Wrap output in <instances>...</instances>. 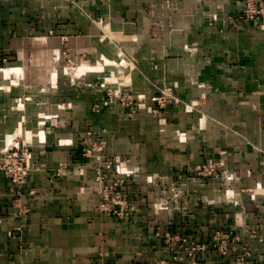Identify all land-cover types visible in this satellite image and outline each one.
Masks as SVG:
<instances>
[{
	"label": "crops",
	"instance_id": "1",
	"mask_svg": "<svg viewBox=\"0 0 264 264\" xmlns=\"http://www.w3.org/2000/svg\"><path fill=\"white\" fill-rule=\"evenodd\" d=\"M231 2L0 0V54L10 57L24 73L21 86L0 95V146L7 134L21 132L23 121H28L23 132L35 130L31 120L40 104L44 119L50 118L44 125L48 132L45 142L35 139L32 144L37 168L23 191L22 202L29 208L23 216L12 204V182L0 172V215L4 216L0 264H97L99 259L107 264H147L146 260L152 262L163 254L154 228L165 212L155 208L151 212L147 207L152 206H142L137 198L136 214L117 221L100 212L98 196L90 188L81 190L79 186L78 168L83 164L75 155L78 125L83 126L81 130L96 126L104 117L111 151L130 158L134 167L160 178V183L170 182L173 187L175 182H187L193 187L187 196L193 200L187 211L172 209L165 214V218H175L176 229L206 241L216 228L232 229L249 242L251 264H264V241L249 237L264 234V33L246 26L233 38H226L219 26L220 33L211 34L214 27L208 12L227 8ZM104 31L108 39L102 35ZM114 40L138 58L139 72L171 79H179L184 72L192 74L180 82L181 94L201 96L203 109L216 119L197 132L190 146L178 143L179 122L156 118L146 110L135 118L115 110L101 115L91 105L102 103L103 93L96 92V86L79 89L78 81H67L66 58L91 57L86 66L111 62L117 56ZM195 56L212 57L214 63L201 66ZM229 56L234 57L232 67L217 65ZM51 74L54 78L49 80ZM37 88L43 90L40 97L32 95L26 102L23 98ZM20 101L26 102L27 111L17 110ZM197 117L184 114L181 119L191 123ZM224 150L232 180L178 177L179 170L199 161L203 154ZM62 161L71 164V171L52 180L51 171ZM158 188H154L156 192L146 188L138 196L159 200ZM243 221L247 225H241ZM17 226L22 233L10 236L9 231ZM120 235L122 241H116ZM135 235L138 240L132 239ZM240 256L241 251L223 256L210 248L201 260L203 264H242Z\"/></svg>",
	"mask_w": 264,
	"mask_h": 264
},
{
	"label": "rangeland",
	"instance_id": "2",
	"mask_svg": "<svg viewBox=\"0 0 264 264\" xmlns=\"http://www.w3.org/2000/svg\"><path fill=\"white\" fill-rule=\"evenodd\" d=\"M73 1L75 0H72V2ZM208 16L210 25L214 27V30L210 31L211 34L220 33L219 26L221 27V33L224 34L226 38H233L238 32L245 30L246 26H253L257 31L264 33V0H233L227 8L211 9L208 12ZM106 31L101 33L105 39H108L109 36L106 35ZM114 41L115 53H117V56L115 55L110 60L116 59L117 61H97V65L101 63L99 68L95 69L94 66L96 63L91 66H86L85 62L88 64L92 62L91 57H81V60L77 59L75 61L71 60V58H66L67 69L64 74L67 76V81H78L79 89L84 86H96L98 90L96 92H102L104 99L101 101L102 103L91 105V109L94 112L101 113V115L115 110L116 112L125 113L128 118H135L138 113L146 110L156 118H162L165 121L172 120L173 122H179L177 130L178 143L180 142L183 145L186 144L190 146L191 143L196 141L197 132L206 130V123L209 120L213 122V120L216 119L203 109L204 104L201 96H190L188 98L181 94L184 92V89L182 90L180 82L192 77V74L184 72L179 74V79H171L169 76H164V74L160 75L153 72L151 74H146L144 72H139L137 67L139 63L138 58L129 54L128 50L122 46V42H118V40ZM206 45H208V43ZM186 46L188 49L192 48L190 45ZM194 60L201 66L214 63L213 58L207 56H195ZM233 62L234 57L229 56L226 61H217V65L219 63L221 65L228 64L232 67L231 64H233ZM230 67H228V69L232 70ZM22 70L21 67L18 68L12 64L10 57L0 54L1 96L10 94L13 87L21 86L24 76ZM60 74L63 73L60 72ZM182 77L183 79H181ZM53 78L54 76L51 74L49 80ZM136 83H140V86ZM42 91L41 88L31 89V94L26 95L23 99L28 102L29 99L33 98L32 95L40 97L39 94H41ZM82 91L84 92L85 90ZM129 94H134V97H130ZM128 100H133L132 103H134V105L126 104ZM26 102L20 101V103H17V110L27 111L28 105H26ZM39 106L40 109L34 113L33 119L31 120V123L34 124L33 129L35 130L32 133L23 132L25 125L28 124V121H23L21 125L24 124V126L19 127L21 132L13 133L14 135L10 137H3L1 139L3 143L13 140L15 142L20 141V143L26 141L29 144H33L34 142L35 144V139L45 142L48 132L44 125L50 121V118L49 120L48 118L44 119L41 114L42 104ZM210 107L218 112V108L215 105L212 104ZM184 114L189 116L196 114L198 116L197 121H191V123L183 122L181 117ZM105 119L104 117L101 123L96 126H84L82 130L81 128L83 126L80 127L78 125V149L75 154L78 162L82 161L83 165H88V167L82 165V167L78 168L79 186L81 190L90 188L93 193L98 196L96 206L100 212L108 214L113 217L114 220L127 221L131 218L129 216L134 213L136 214L139 209L137 207V198H140L142 206H152L147 207L149 211L153 208L163 211L165 214H170L172 209L176 211L181 210V212L187 211V208L191 204L190 202L193 201L187 198L193 191V187L190 183L181 182L177 184L175 182V186L173 187L170 182L160 183L158 181L160 178L156 180L154 175H144L139 168L134 167L130 158L111 151L107 142L109 127L106 125L108 122H106ZM215 123H217V121H215ZM228 130L231 129L228 128ZM227 154L225 150L218 153H207L206 157L205 154H203L204 157L202 159L188 166L186 169L179 170L178 177L180 180L181 178L184 180L202 179L205 182L212 178H225L226 181H230L234 177V174L231 172L230 168L226 166L224 156H227ZM70 166L71 164L67 161L59 162L51 171L52 180L64 176L65 173L71 169ZM224 185L230 188L229 183L226 182ZM156 186H160V188H158V191H161L159 200H154L153 197L144 200V198H146L144 195L138 196V194H143L146 188L147 192H156L154 189ZM259 188V190H263V188ZM165 214H162V221L155 223L156 226L155 228L153 227L155 229V236L162 243L163 254L152 262L146 260L147 264H203L201 260L202 255L210 248L221 254L218 244L223 239H226L224 236L226 234L228 236L231 234L238 236L240 244L249 246V242L243 240L234 230L232 231V229L227 228H216L209 240H202L197 236H193V234H187L176 229L175 218H165ZM153 224L154 222L150 225ZM241 225H247V223L243 221ZM249 237L259 240V242L264 241V234L251 233ZM115 238L116 241H122V235ZM132 239L138 240L139 238L135 235ZM186 243H203L206 244L207 248L203 252L202 250H192L191 247L187 249ZM191 251H194L193 255L190 254ZM240 262L242 261L240 260ZM243 263L244 262H242V264ZM97 264L107 263L99 259ZM244 264H251L250 259Z\"/></svg>",
	"mask_w": 264,
	"mask_h": 264
},
{
	"label": "built area",
	"instance_id": "3",
	"mask_svg": "<svg viewBox=\"0 0 264 264\" xmlns=\"http://www.w3.org/2000/svg\"><path fill=\"white\" fill-rule=\"evenodd\" d=\"M130 97H134V94H129ZM156 98V97H155ZM124 101V99L122 98ZM133 100H128L126 104H132ZM37 167L34 159L33 146L28 142L23 143L15 142H4L0 146V172L12 182L11 196L13 197L12 204L18 208V215L23 216L29 211V208L22 202L23 188L29 182L32 173ZM4 221V216L0 215V226ZM22 233V227L17 226L13 230L9 231L10 236H15ZM226 239L222 240L218 244V248L222 255H228L241 251L240 260L244 263L248 262L251 255V247L240 244L238 236L231 234L228 236L224 235ZM183 245V244H181ZM186 248L191 247L192 250L205 251L207 246L203 243H186ZM194 251L190 254L193 255Z\"/></svg>",
	"mask_w": 264,
	"mask_h": 264
},
{
	"label": "bare ground",
	"instance_id": "4",
	"mask_svg": "<svg viewBox=\"0 0 264 264\" xmlns=\"http://www.w3.org/2000/svg\"><path fill=\"white\" fill-rule=\"evenodd\" d=\"M111 62H115V60H114V61L112 60ZM103 64H104V63H103ZM96 65H97V63H96ZM96 65L94 66V67H95V69H96V68H99V67H100V65H101V63H100V64H98L97 66H96ZM100 70H101V69H100ZM81 74H82V73H81ZM108 74H109V73H108ZM111 74H112V73H111ZM109 78H110V77H109ZM18 131H19V130H18ZM18 131H16V132H18ZM30 132H31V131H30ZM12 135H14V134H7L6 136H9V137H10V136H12ZM26 137H27V136H26Z\"/></svg>",
	"mask_w": 264,
	"mask_h": 264
}]
</instances>
